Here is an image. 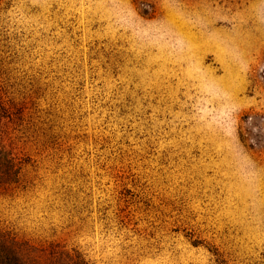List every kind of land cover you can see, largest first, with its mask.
I'll list each match as a JSON object with an SVG mask.
<instances>
[{"label": "rangeland", "instance_id": "374dc122", "mask_svg": "<svg viewBox=\"0 0 264 264\" xmlns=\"http://www.w3.org/2000/svg\"><path fill=\"white\" fill-rule=\"evenodd\" d=\"M0 232L264 264V0H0Z\"/></svg>", "mask_w": 264, "mask_h": 264}, {"label": "trees", "instance_id": "16d2710c", "mask_svg": "<svg viewBox=\"0 0 264 264\" xmlns=\"http://www.w3.org/2000/svg\"><path fill=\"white\" fill-rule=\"evenodd\" d=\"M3 235L0 232V264H85L77 251H67L58 244H21Z\"/></svg>", "mask_w": 264, "mask_h": 264}]
</instances>
